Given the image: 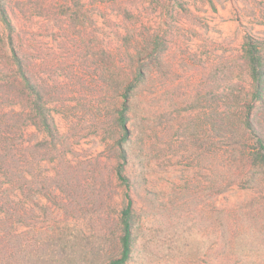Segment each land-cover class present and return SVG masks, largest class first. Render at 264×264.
Masks as SVG:
<instances>
[{
  "label": "rangeland",
  "instance_id": "374dc122",
  "mask_svg": "<svg viewBox=\"0 0 264 264\" xmlns=\"http://www.w3.org/2000/svg\"><path fill=\"white\" fill-rule=\"evenodd\" d=\"M4 1L56 124L52 137L34 123L37 97L15 83L0 17V68L13 75L0 94L25 96L28 124L9 263L108 264L130 194L125 264H264V167L247 158L245 123L258 104L246 42L264 56V0Z\"/></svg>",
  "mask_w": 264,
  "mask_h": 264
},
{
  "label": "trees",
  "instance_id": "16d2710c",
  "mask_svg": "<svg viewBox=\"0 0 264 264\" xmlns=\"http://www.w3.org/2000/svg\"><path fill=\"white\" fill-rule=\"evenodd\" d=\"M0 17L8 31L5 45L8 46L10 52L6 56V63L11 68L10 71L13 72L15 83L17 82L19 88L23 91H30L37 97L33 118L34 123L42 124L44 130L53 137L56 131V124L51 113V108L39 102L42 100L41 90L36 84H31L27 77L26 63L15 41V25L10 18L4 0H0ZM246 43L245 53L253 80L254 102H258L254 106V118H249L245 122L247 127L251 129L255 141L247 158L249 160L252 159L255 165L264 167V56L261 52V42L258 39L249 35ZM1 69L0 79L11 78L13 76L6 74ZM138 75L139 79L145 77V73L140 70ZM136 86V83H130L123 93L125 104L119 115V121L122 126H125L128 122L129 118L126 112L129 106L127 101ZM4 93L3 91V94H0V211L5 215L0 220V264H10L9 258L12 254L10 250L12 242L10 228L13 225L14 216L23 219L20 216L22 214V198L27 196L28 191L26 175L28 145L25 139L28 124L25 120L27 119L25 112L26 103L23 100L25 96L22 95L21 100L17 92L10 90L6 94ZM37 117L40 120H37ZM123 167V165H120L117 168V172L119 178L127 184L129 179L123 174ZM127 197V204L122 209L120 216V224L122 226L120 236L121 253L111 258L108 264H125L132 256L134 240L133 218L135 212L132 197L130 194H127Z\"/></svg>",
  "mask_w": 264,
  "mask_h": 264
}]
</instances>
